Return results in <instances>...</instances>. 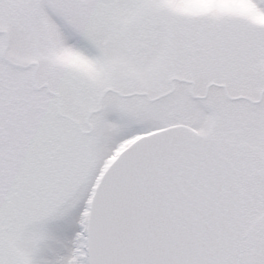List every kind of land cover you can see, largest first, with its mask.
Segmentation results:
<instances>
[{"label": "snow or ice", "instance_id": "6c2138e0", "mask_svg": "<svg viewBox=\"0 0 264 264\" xmlns=\"http://www.w3.org/2000/svg\"><path fill=\"white\" fill-rule=\"evenodd\" d=\"M0 264H264V0H0Z\"/></svg>", "mask_w": 264, "mask_h": 264}]
</instances>
